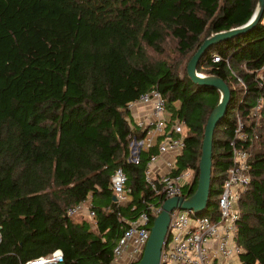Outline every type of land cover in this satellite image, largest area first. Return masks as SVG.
<instances>
[{
  "label": "trees",
  "instance_id": "trees-1",
  "mask_svg": "<svg viewBox=\"0 0 264 264\" xmlns=\"http://www.w3.org/2000/svg\"><path fill=\"white\" fill-rule=\"evenodd\" d=\"M258 0H0V264H23L63 251L62 264H110L127 221L160 204L144 181L150 152L128 160L144 133L127 104L160 91L168 122L182 123L185 146L175 172L191 170L197 186L207 119L219 100L193 83L186 65L210 35L245 24ZM171 41L175 56L164 57ZM229 86L230 100L213 135L210 188L199 215L216 219L231 166L237 118L257 135L250 183L238 201L241 264H264V120L251 116L264 100L256 71L264 66V13L249 31L210 46L200 59ZM182 65V68L180 66ZM154 152V150H153ZM121 167L130 200H112ZM89 200L95 215H67ZM74 216H81L80 220Z\"/></svg>",
  "mask_w": 264,
  "mask_h": 264
},
{
  "label": "built area",
  "instance_id": "built-area-1",
  "mask_svg": "<svg viewBox=\"0 0 264 264\" xmlns=\"http://www.w3.org/2000/svg\"><path fill=\"white\" fill-rule=\"evenodd\" d=\"M212 64L201 65L207 69L220 61L219 55H213ZM200 75H207L199 73ZM255 79L264 87V66L256 71ZM127 108L135 127L144 136L131 141V153L128 160L137 162L141 151L150 152L144 169V181L155 195L164 199L184 196L183 189L192 181L191 170L175 172L178 155L185 146V131L182 123L168 122L166 105L159 90L153 88L129 102ZM251 116L258 123L264 120V100L258 96L251 108ZM256 134L245 129V122L237 118L231 145V166L222 181L218 197L219 213L216 219L192 211L173 209L163 245L159 264H241V246L236 242L237 221L239 218L238 201L250 183L251 147ZM154 150V152H153ZM169 154L171 159L164 161L166 170H156L155 164L162 155ZM164 159V158H163ZM127 176L121 167L114 170L110 187L116 202L127 203L130 200ZM164 201V200H163ZM162 201V202H163ZM148 203L139 214L127 221L121 235L112 248L110 264H131L137 262L144 250L150 234L153 218L161 211V205ZM67 215L84 213L89 218L95 215L89 200L79 202L66 211ZM63 251L56 248L47 255L26 260L23 264H62Z\"/></svg>",
  "mask_w": 264,
  "mask_h": 264
},
{
  "label": "water",
  "instance_id": "water-1",
  "mask_svg": "<svg viewBox=\"0 0 264 264\" xmlns=\"http://www.w3.org/2000/svg\"><path fill=\"white\" fill-rule=\"evenodd\" d=\"M263 13L264 0H258L252 16L245 24L227 31L213 33L200 44L190 57L186 65V73L190 80L197 85L213 87L219 92L218 103L212 109L204 129L196 190L189 197L174 196L164 199L161 211L153 218L150 234L140 259L131 264L160 263L161 250L166 243L170 212L173 209L192 211L194 214H201L205 210L211 180L214 130L226 113L230 100V89L227 83L217 75H200L197 65L210 46L249 31L259 22ZM112 200L116 201V197L112 196Z\"/></svg>",
  "mask_w": 264,
  "mask_h": 264
},
{
  "label": "rangeland",
  "instance_id": "rangeland-1",
  "mask_svg": "<svg viewBox=\"0 0 264 264\" xmlns=\"http://www.w3.org/2000/svg\"><path fill=\"white\" fill-rule=\"evenodd\" d=\"M164 57L169 58V57H173L176 55L175 51H174V45L171 41H169L166 46H165V52H164ZM180 68H182V65L180 66ZM213 69V67L211 68H207L204 69L201 67V69L198 71V73H202V74H209L208 72ZM74 219L76 220H80L81 216H74Z\"/></svg>",
  "mask_w": 264,
  "mask_h": 264
},
{
  "label": "crops",
  "instance_id": "crops-1",
  "mask_svg": "<svg viewBox=\"0 0 264 264\" xmlns=\"http://www.w3.org/2000/svg\"><path fill=\"white\" fill-rule=\"evenodd\" d=\"M164 158V159H163ZM171 159V157H170V155L169 154H164V155H162V160H159V162L157 163V164H155V168H156V170H160V171H162V170H166L167 169V167L165 166V163H164V161H166V160H170Z\"/></svg>",
  "mask_w": 264,
  "mask_h": 264
}]
</instances>
